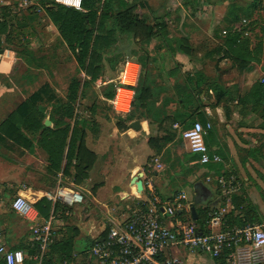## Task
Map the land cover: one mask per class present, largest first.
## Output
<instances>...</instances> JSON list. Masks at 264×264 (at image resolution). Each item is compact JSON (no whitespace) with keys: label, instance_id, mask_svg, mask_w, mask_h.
<instances>
[{"label":"crops","instance_id":"obj_1","mask_svg":"<svg viewBox=\"0 0 264 264\" xmlns=\"http://www.w3.org/2000/svg\"><path fill=\"white\" fill-rule=\"evenodd\" d=\"M182 1L170 0L162 4L161 11H164V14L161 15V21L167 25V31L170 33L168 37H188L191 40L199 39L200 41L205 38L213 45L206 48L204 54L199 55L198 53L195 59L179 52L175 53L174 59L180 66L181 72L184 74L188 72L191 76H194L190 70L193 67H200L198 69L202 70L201 67L205 63L207 66H211V71H204L208 79L207 89L211 96L206 100L209 104L206 108L211 110L214 124L208 144L214 152L222 157V165H225V168L231 170L232 174L238 178L241 190L236 191L234 195L244 190L252 203L258 205L256 199L258 185L262 186L261 180L264 178V123L260 110L254 111L250 102L243 105V102L249 100L241 99L249 96L253 86V82H251L253 76L264 75V62L257 67L256 73L248 78V84L252 85L249 88L244 87L242 98L233 99L231 88L234 84L233 80L240 75L230 57L231 53L225 45L224 39L218 38L212 32L207 19L190 17L187 24L183 17L182 20L174 22L173 18L179 12V7L183 9L184 4L189 3L188 0ZM29 3H33V0H0V25H2V29H6L5 32L0 31V124L23 102L35 98L36 105L46 109L45 122L49 121V125H45L54 127L51 113L48 112L52 110V107H48V109L46 107L50 103L64 105L67 102V97L54 98L46 94V89L39 92V86L44 85L47 81L53 84L52 74L48 69L54 62V54L58 48L64 51L65 42L60 38L58 29L54 28L55 25L46 10L42 8L40 12L34 13L28 9ZM145 4L146 2H144ZM145 8L143 9L144 15L147 14ZM123 65L124 63L121 68ZM121 68L120 73L122 72ZM127 81V84L132 85ZM238 84L240 85V83ZM217 92L225 93L220 101L216 98ZM131 94L132 91L124 89L119 93L117 108L124 111V117L128 115ZM101 98L109 104L108 97L102 95ZM97 105L99 106L88 110L85 114L79 110L76 111L78 118L81 117L88 121L83 128L86 133L85 145L87 150L96 156L93 165H91L88 179L80 184L74 183L73 178L66 176L62 171L57 175L50 174L47 170L48 155L36 143L34 152H29L0 135L1 202L8 203L9 201L11 204L21 195L27 197L35 205L42 198L49 200L48 196H53L61 185L79 191L88 197L92 206H74L72 213L65 212L67 216H70L69 218L60 214L53 223L55 232L60 229L53 242L60 239L61 236L67 235L66 230L71 222L80 231L76 238L72 259L66 261L67 264H90L89 252L98 243L97 240L104 235L105 230L109 229L112 222H123L126 218L127 214H123L121 217L117 215V211L123 210L124 206L123 202L121 203V197L123 195L132 197L135 193L132 184L133 178L140 172L146 171L144 165L148 163L149 158L155 155V151L150 148L148 141L150 138L160 137L158 126L148 122L145 118H133L125 123L124 130H119L117 119L112 117L110 112H105L100 108L102 102L97 101ZM134 121L140 122V130L130 127ZM31 136L38 138L39 133L31 134ZM176 141L175 138L170 143L174 144ZM174 146L176 147V145ZM71 172L75 173L74 167ZM156 174L158 191L165 196H170L171 188L162 186L161 173L158 171ZM205 184L213 191L205 206L218 208V205L222 203L221 198L217 197L211 184L207 182ZM194 188L195 185L192 196L186 192L189 200L194 201L192 208L196 195ZM230 203L232 205V201ZM53 204L55 203L51 201V213ZM199 207L197 206L196 210ZM8 210V208L0 206V215ZM2 219L1 215L0 229L4 232L6 244L10 248L23 246L21 250L26 255L25 264H40L38 258L40 250L38 243H35L33 239V225L27 222V230H16L17 238L9 241L10 234H8V228ZM84 238L89 241V249L77 252L78 241ZM34 246H37L36 253ZM177 255L183 264H219L215 258L208 254L180 250ZM46 259L47 254L42 261L43 264Z\"/></svg>","mask_w":264,"mask_h":264},{"label":"trees","instance_id":"obj_2","mask_svg":"<svg viewBox=\"0 0 264 264\" xmlns=\"http://www.w3.org/2000/svg\"><path fill=\"white\" fill-rule=\"evenodd\" d=\"M35 3L41 4L40 6L46 10L49 18L60 32V38L63 39L75 57L79 69L90 80L85 81L84 84L77 78L71 81L68 87L67 102L64 105L55 104L51 112V121L54 127L45 125L47 118L46 109L37 106L35 98H33L23 102L0 124V135L29 152H34L36 143L48 155L49 165L47 170L50 174L57 175V173L62 171L66 176L72 177L74 183L80 184L88 179L91 165H93L96 159V156L89 152L85 145L86 133L83 128L86 124L80 122L77 117L76 102L80 89L82 87L86 88L89 82H96L99 79L102 52L110 49L117 43L115 38L117 33L119 35H134L137 38L144 39L148 44L152 42L160 31L164 35H167L166 37H168L169 32L167 31L166 23L161 21V18L156 17L151 19L150 17H145L143 14V9L145 8L143 1L81 0V9L63 6L55 2V0H52V3L46 0H35ZM28 9L34 13H38L35 5L30 6ZM109 21H112V26L110 27L108 26ZM249 21L251 24L252 21ZM5 30L0 25V31L5 32ZM242 35L239 32L232 31L228 35H225V37H222L231 53L230 57L239 75L242 76L243 81H248L250 75L256 73L258 70L257 66L260 61L254 59L257 56V47L251 49L249 37ZM168 42L170 41L167 40ZM172 43L174 53H182L191 59H195L200 52L188 37H176L174 40H171ZM258 51L260 53V50ZM195 76L189 74L188 78L184 81V85L176 86L179 105L185 110H194L192 114L176 115V121L184 124L186 126L185 130L191 128L196 121H200L204 125L209 120L213 122L206 114V107L209 106L208 101H206L208 99H197L202 92L201 86L206 85L208 79L202 70L196 73ZM256 83L253 84L249 96L245 98L240 96V98H242L241 100H249L248 102H243V105L250 102L253 105L254 111L260 110L261 113V109H264V84L260 80ZM191 84H195V88H192ZM115 89L116 86H114L113 92L107 95L109 99L114 97ZM136 95L135 91V99ZM224 95L225 93L220 94V92H217V100L220 101ZM151 97L150 89L141 88L139 99L143 103L150 101ZM133 118L135 117H131V113L126 117L118 116L117 126L119 130H124L126 128L125 123L131 121ZM212 131L213 129L207 137V144ZM36 133H39V137L33 138L31 134L34 135ZM162 141L169 142L170 140L162 137L161 140L154 137L149 139L148 144L155 151L154 157L160 149V142ZM193 156L198 160L197 156ZM154 157L149 158L148 163L144 165L145 170L148 169L147 165ZM208 166L209 168H220L222 165ZM73 167L75 168L74 174L71 172ZM93 191L95 192L96 189ZM231 201L233 206L231 213L233 212L234 214L230 215L229 213L227 215L229 226H245L247 224L261 223V217L256 208L252 206L254 204L246 192L242 191L239 194L233 195ZM53 206L51 213V201L47 198H42L35 204L40 215L47 219L53 213L58 216L62 214L67 217L65 212L70 211L67 207L60 203H55ZM210 210V206H200L197 209L198 219L196 222L200 225L202 232L208 231L206 228H208ZM183 214H179V217L183 218ZM78 230L75 226L73 228L68 227L66 231L69 234L61 236L60 239L58 238V240H55L50 245L44 264H61L70 261L75 249L76 238L80 233ZM107 230H105L104 235L107 233ZM13 249L21 250V247ZM34 250L36 253L37 246H34ZM215 259L219 264H228L225 261V255Z\"/></svg>","mask_w":264,"mask_h":264},{"label":"rangeland","instance_id":"obj_3","mask_svg":"<svg viewBox=\"0 0 264 264\" xmlns=\"http://www.w3.org/2000/svg\"><path fill=\"white\" fill-rule=\"evenodd\" d=\"M46 1L52 3V0ZM136 1L146 2L145 5H147V8H145V10L147 11V14L145 15L151 16L150 18L154 19L155 17L161 18V15L164 14V11H161L162 4H165L170 0ZM188 2L189 3L184 4L183 9L179 7V12L176 13L173 21L182 20L183 17L186 20V23L188 22L187 20H190V17L203 20L207 19L209 27H211L212 32L218 38H223L221 35L225 32L228 35L236 26L241 25L244 19L251 20V34L248 36L251 49L257 47V56L256 58L254 57V59L260 61L258 66L263 64L264 0H199V2H197V0H188ZM29 4L28 8L35 4V0H33V3L30 5ZM108 26H112V21L108 22ZM54 28L57 29L56 26ZM166 36L167 35H164L160 31L152 42L147 44L144 39L137 38L134 35H119V33H117L115 37L117 43L110 49L102 52L101 73L99 79L96 82H89L86 88L82 87L80 89L76 108L81 113L84 112L85 114L88 110L98 107L99 105H97V101H99L102 102V107L100 108L105 112H110L112 117L118 120V115L112 110L109 104L106 103V100H102L101 97L102 95L107 97L109 93L113 92L114 86L119 82L118 74L120 73L122 63L126 60H134L138 64H130L129 69L134 68L137 71V68H139L140 73L137 84L133 87L137 95L134 103H132L130 112L131 117L139 119L145 118L148 122L156 124L160 131V137H158L160 140L161 136L170 141H174L175 138L177 139L174 144H171L170 141L160 142L161 147L156 153V157L159 158L161 163L160 166H158V171L161 173V185L166 188H171V194L188 192V194L192 196L194 193V185L199 182H208L216 191L217 197L221 198L222 203L218 205V207L227 208L228 202L221 197L222 194L220 193V189L218 188L214 177L215 175H230L233 172L226 169L225 165L222 164H220L222 165L220 168H209V166L200 165L196 158L191 154L187 143L183 138L182 132L185 131L186 126L181 122L179 123L176 121V115L185 113L192 114L194 112L193 109L185 110L179 105V96L176 90L177 85H184V81L188 78L190 73H182L179 69V65L174 59L175 53L173 52L174 47L173 43L171 44V40H174L176 37L173 36L172 39H170ZM167 40L170 42L167 43ZM192 42L194 46L199 49V55L204 54L206 48L213 45V43L205 40V38L202 41L199 39H192ZM63 49L64 51H62L61 48H58L57 52L54 54V62L48 69L49 73L52 74L53 84L43 80L46 83L39 86V92L46 89L47 95L53 96L54 98L58 97V99L60 97L63 98V96L67 97L68 86L74 78L79 79L83 84L85 81L90 80V78H87L84 72L79 69L75 57L66 44ZM258 50H260V53ZM198 68L193 67V69H190L192 73H194V77H196V73L201 70ZM201 68L203 71H211V66H207L206 63ZM126 80L131 82V84H134L136 77L129 75V77L124 79L125 83ZM258 80H260V77L255 75L251 82L257 84L256 82ZM233 81L234 84L231 87L233 91V99L242 96L244 87L249 88L252 85L250 83L248 84V81H243L242 76H236ZM238 83H240V85ZM194 85L191 84V87L195 88ZM141 88L150 89L152 95L150 101L143 103L139 99ZM201 90L202 92L197 99L204 100L211 97L205 84L201 86ZM54 106L55 104L50 103L46 108L48 109V107H52L53 110ZM52 110H49L48 112L51 113ZM261 118L264 123L263 108L261 109ZM78 120L83 122V124H87L88 122L87 120L81 119V117H79ZM174 145H176V147ZM208 179H211L212 181L209 182ZM261 182L262 186L258 185V195H256L258 205L254 204L252 206L256 208L261 217L262 221L260 224H264V178ZM87 198L88 197L85 196V202L76 206H92ZM1 201L2 200H0V206L9 209L1 215L3 216L2 222L7 226L8 234H10L9 241H13V239L17 238V234L15 233L16 230H27V221L10 210L9 201L8 203L6 201L4 203ZM122 202L123 201H121V203ZM123 205V210L117 211L119 217L123 214H128V209L124 202ZM68 210H70L69 213H72L74 211V206L68 208ZM229 210L230 215H233L234 213H231L232 209ZM69 217L70 216L68 215L66 218ZM181 219L183 220V218ZM68 226L69 228H73L72 222ZM58 230L60 229H57V231ZM88 244L89 241L87 239H80L76 246V251L81 252L89 249Z\"/></svg>","mask_w":264,"mask_h":264},{"label":"built area","instance_id":"obj_4","mask_svg":"<svg viewBox=\"0 0 264 264\" xmlns=\"http://www.w3.org/2000/svg\"><path fill=\"white\" fill-rule=\"evenodd\" d=\"M64 6L81 9V0H55ZM37 12L42 10L39 4H34ZM233 31L248 37L251 34L250 21L244 19L241 25ZM226 32L222 35L225 37ZM134 61L126 60L115 94L110 99L109 106L120 117L124 111L119 110L118 102L120 90L132 91L129 101V111L135 99L134 86L139 77V68L136 71L130 68ZM132 75L136 77L134 84L124 82ZM264 84V75L260 77ZM207 116L212 119L211 110L206 108ZM213 122L209 120L205 125L196 121L193 126L183 133L190 152L198 156L200 165H219L222 157L214 152L207 144L209 132L213 129ZM158 157H154L143 172V191L123 195L121 201L126 204L128 214L123 222H112L107 233L102 236V242L92 247L90 264H183L177 255L180 250L208 254L213 258L226 256L228 264H264V224H247L245 226H229L227 215L231 205V196L241 187L234 174L215 175V181L220 193L228 202L227 208H211L209 213L208 231L202 232L200 225L193 218L192 206L194 201L189 200L186 192L173 193L165 196L160 193L156 185V173L160 166ZM211 182V179H208ZM208 183V182H207ZM50 201L60 203L70 208L85 202V196L66 186H59L56 193L48 196ZM230 203V205H229ZM10 210L26 219L33 225V239L38 243L40 264H43L50 245L57 234L53 223L58 215L51 214L48 219L41 217L40 212L27 197L19 196L11 204ZM184 212V214H183ZM183 214V220L179 217ZM178 217L180 220H177ZM26 255L22 250L10 248L4 240V232L0 229V264H25ZM58 264V263H51ZM61 264H67L63 262Z\"/></svg>","mask_w":264,"mask_h":264},{"label":"water","instance_id":"obj_5","mask_svg":"<svg viewBox=\"0 0 264 264\" xmlns=\"http://www.w3.org/2000/svg\"><path fill=\"white\" fill-rule=\"evenodd\" d=\"M46 125H49V121L45 122ZM130 127L135 129V130H140L141 129V124L139 121H134L130 124ZM142 177H143V172H140L137 176H135L132 180L133 186L136 185L137 187V192L141 193L143 191V182H142ZM194 191L196 193L195 197V204L194 207L192 208V213L194 216V219L197 220V206H205L208 203V199L210 198L209 196L212 195L213 191L209 188L208 185H206L203 182H199L195 185ZM98 243L102 242L103 239L99 238Z\"/></svg>","mask_w":264,"mask_h":264},{"label":"bare ground","instance_id":"obj_6","mask_svg":"<svg viewBox=\"0 0 264 264\" xmlns=\"http://www.w3.org/2000/svg\"><path fill=\"white\" fill-rule=\"evenodd\" d=\"M78 5V0L76 1V3L75 4H73V6H77Z\"/></svg>","mask_w":264,"mask_h":264}]
</instances>
